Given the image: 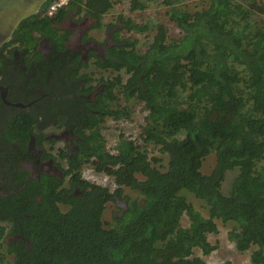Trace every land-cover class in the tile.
<instances>
[{"label": "trees", "instance_id": "trees-1", "mask_svg": "<svg viewBox=\"0 0 264 264\" xmlns=\"http://www.w3.org/2000/svg\"><path fill=\"white\" fill-rule=\"evenodd\" d=\"M116 1L69 0V6L84 10L99 27ZM179 1L129 0L131 10L149 2L168 6L180 34L168 37L159 23L140 51L136 39L114 33L118 44L99 66L118 74L107 79L98 103H88L78 117L81 141L66 170L70 187L62 188L54 176L42 177L0 196V221L11 224H0V239L21 236L0 242V264H210L194 250L208 255L216 248L208 240L218 231L216 219L233 222L228 237L235 249H252L250 262L264 264V19L256 18L258 0H207L194 11ZM57 21V15H33L15 35L31 52L41 36L63 49L52 26ZM121 21L129 30H146ZM129 101L142 104L144 123L136 139L120 133L110 150L102 123L106 117L130 118ZM55 116L48 110L42 123ZM37 121L30 111L14 114L6 130L0 128V149L4 142L25 144ZM154 149L167 155L166 165L151 155ZM212 153L215 165L205 174L202 162ZM84 165L113 176L118 187L111 191L84 179ZM233 168L238 173L224 194L221 183ZM122 183L136 196L124 195ZM73 186L82 192L75 194ZM181 191L200 200L206 214ZM116 198L126 205L105 225L103 211ZM183 214L187 226L181 225Z\"/></svg>", "mask_w": 264, "mask_h": 264}, {"label": "flooded vegetation", "instance_id": "flooded-vegetation-1", "mask_svg": "<svg viewBox=\"0 0 264 264\" xmlns=\"http://www.w3.org/2000/svg\"><path fill=\"white\" fill-rule=\"evenodd\" d=\"M47 6H42L39 15L59 17L52 26L57 37L63 38V49L47 36H41L35 50L28 51L20 44L16 30L0 48V128L6 130L8 121L22 110L38 118L25 144L14 140L4 142L6 148L0 149V196L3 197L21 190L25 182L42 177L54 176L62 181V188L70 187L66 170L81 141L78 117L84 114L88 103L97 104L98 96L106 89L107 79L103 75L92 78L86 69L92 62L98 72L107 71L99 63L104 66L110 57L109 49L118 44L114 30L106 31L103 41L94 39L90 30L101 26L93 27L97 21L84 10L71 7L68 2L49 16ZM48 110L56 116L51 122L42 123V116ZM72 188L75 194L82 192L77 186ZM39 198L37 195L36 199ZM0 224L11 226L7 221ZM15 238L21 236H4L0 242L4 246L5 241Z\"/></svg>", "mask_w": 264, "mask_h": 264}, {"label": "rangeland", "instance_id": "rangeland-1", "mask_svg": "<svg viewBox=\"0 0 264 264\" xmlns=\"http://www.w3.org/2000/svg\"><path fill=\"white\" fill-rule=\"evenodd\" d=\"M207 0H180L177 5L183 6L190 11L200 9L205 6ZM168 6L160 2H149L143 10H131L129 0H119L114 2L113 6L102 15L101 27L96 29H91L90 34L98 41H103L105 39L106 31L114 33L117 31L119 35L124 38L136 39V48L140 51H144L149 43L152 41L153 35L155 33V27L159 23H163L167 30L168 37H177L180 34L179 29L171 22L167 15ZM256 18L264 19V0H258L256 2ZM122 19H130L131 21L138 23L140 25H146L145 31H135L127 29V25L122 22ZM110 27V29H108ZM97 68L92 64L86 69L94 77L104 76L108 79L113 75L118 74L110 72V70L104 73L98 72ZM123 79L127 78L124 71L119 72ZM122 105L125 103L123 100L120 102ZM128 106L131 110L130 118L128 119H113L111 117H106L105 121L102 123V133L105 137L107 147L112 150L118 140L120 133L130 136L136 139L139 135L141 126L144 123L145 110L142 108L141 103H134L129 101ZM151 149V148H150ZM157 155L162 157L163 165H166L167 155L159 153L157 150H152L151 155ZM215 165V155L214 153L207 155L202 162L201 171L205 174H209ZM238 173V168L229 169L225 172L224 179L221 183V191L224 194H228L233 182V179ZM81 175L84 179L108 187L113 191L118 187L116 179L113 176L107 175L102 172L95 171L91 166L84 165L81 169ZM123 194L128 195L130 198L136 196V192L132 191L125 183H122ZM188 201H190L193 206L199 210L203 215L206 214V209L202 202L196 199L192 193L188 191H181ZM126 205V200L116 198L106 204V207L102 214V220L105 225L112 222L113 216L118 212L119 207H124ZM181 225L187 226L189 223L186 214L181 217ZM218 231L216 233L208 234V240L210 243L215 244L216 248L208 255H203L199 249L194 250V255L201 256L210 264H221L227 260L231 261L232 264H252L250 262V252L249 249L245 252H238L232 241L229 240L228 233L233 227L234 223L231 221H222L221 219H216Z\"/></svg>", "mask_w": 264, "mask_h": 264}, {"label": "water", "instance_id": "water-1", "mask_svg": "<svg viewBox=\"0 0 264 264\" xmlns=\"http://www.w3.org/2000/svg\"><path fill=\"white\" fill-rule=\"evenodd\" d=\"M47 0H0V48L13 35L19 24L37 15Z\"/></svg>", "mask_w": 264, "mask_h": 264}, {"label": "built area", "instance_id": "built-area-1", "mask_svg": "<svg viewBox=\"0 0 264 264\" xmlns=\"http://www.w3.org/2000/svg\"><path fill=\"white\" fill-rule=\"evenodd\" d=\"M69 2V0H52L47 8H46V12L49 16H53L54 14H56V12L61 9L62 7H64L67 3Z\"/></svg>", "mask_w": 264, "mask_h": 264}]
</instances>
